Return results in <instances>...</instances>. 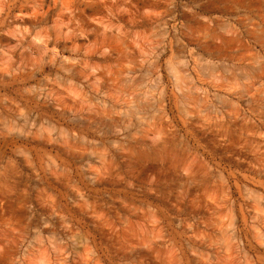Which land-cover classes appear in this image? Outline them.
I'll list each match as a JSON object with an SVG mask.
<instances>
[{
    "label": "rangeland",
    "instance_id": "rangeland-1",
    "mask_svg": "<svg viewBox=\"0 0 264 264\" xmlns=\"http://www.w3.org/2000/svg\"><path fill=\"white\" fill-rule=\"evenodd\" d=\"M0 249L264 264V0H0Z\"/></svg>",
    "mask_w": 264,
    "mask_h": 264
},
{
    "label": "clouds",
    "instance_id": "clouds-1",
    "mask_svg": "<svg viewBox=\"0 0 264 264\" xmlns=\"http://www.w3.org/2000/svg\"><path fill=\"white\" fill-rule=\"evenodd\" d=\"M161 67H163V65ZM155 83L157 84V88H158L157 100L159 101L160 112L163 114L162 118L167 119L170 116L168 115V112L165 111V101H167V107H168V97L169 96L172 97L174 93L170 95L169 93L165 92V82L161 81L159 76H157ZM174 107L176 108L175 119L181 123V121L184 119V116L179 114V101L174 102ZM188 107H191V105H188ZM185 111H187V108H185ZM172 119L173 117H171L169 123L172 122ZM45 227H47V225H45ZM29 246L31 247V244Z\"/></svg>",
    "mask_w": 264,
    "mask_h": 264
},
{
    "label": "bare ground",
    "instance_id": "bare-ground-1",
    "mask_svg": "<svg viewBox=\"0 0 264 264\" xmlns=\"http://www.w3.org/2000/svg\"><path fill=\"white\" fill-rule=\"evenodd\" d=\"M34 19V18H33Z\"/></svg>",
    "mask_w": 264,
    "mask_h": 264
}]
</instances>
